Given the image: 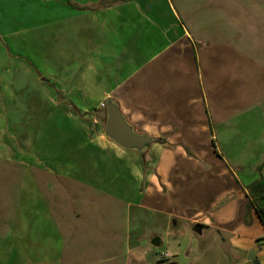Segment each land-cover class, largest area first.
<instances>
[{
  "label": "crops",
  "instance_id": "0c3cea01",
  "mask_svg": "<svg viewBox=\"0 0 264 264\" xmlns=\"http://www.w3.org/2000/svg\"><path fill=\"white\" fill-rule=\"evenodd\" d=\"M110 100L154 140L144 156L105 129L91 134L83 116ZM59 116L75 142L66 152L48 146L63 134L52 130ZM0 163L16 181L33 171L108 196L110 178L130 177L129 207L161 216L151 236L176 259L196 264L179 236L203 231L234 250L233 264H264V226L249 197L264 177V0H0ZM24 181L21 241L2 259L50 264L23 254L38 212L54 221Z\"/></svg>",
  "mask_w": 264,
  "mask_h": 264
},
{
  "label": "rangeland",
  "instance_id": "374dc122",
  "mask_svg": "<svg viewBox=\"0 0 264 264\" xmlns=\"http://www.w3.org/2000/svg\"><path fill=\"white\" fill-rule=\"evenodd\" d=\"M61 97L63 96L59 95V98ZM104 105L105 107L83 116L93 135L102 134L106 128L107 110L106 104ZM58 121L52 130L63 134L53 135L51 142H48L50 150L53 149L55 152L68 150L75 144L66 138L65 131L70 127L69 123L61 120L60 116ZM54 137H60L59 141ZM138 160L145 162L146 159L139 156ZM3 166L0 163V209H5L3 214L6 219L3 216L4 219H0V264H5L2 258L7 256L8 250L12 252L13 245L18 248L17 245L21 241L17 237L16 203L21 194L18 185L22 187L24 177L26 194L36 200L41 213L43 214L45 205L49 204L54 211L52 224L45 222L39 214L40 211L38 212L39 218L37 217L36 223L32 224L31 235L26 240L29 248L25 249L24 256L27 254V257L33 260L50 264L186 263L188 256L181 255L180 259L173 257L165 239L160 235L158 237L162 244L159 247L152 245V240L156 237H152L150 232L153 226L154 230L161 234V228H155V224L161 221V216L144 208L129 207L136 188L134 180L130 177H121L122 180L115 182V185L111 184V178L110 180L107 178L110 183L107 188L111 195L108 196L106 192L108 190L105 191L106 195H101L100 192L83 189L55 175L45 173L36 175L33 171L31 178L28 173L20 174L19 180L16 181L10 173L3 174L1 171ZM34 182L38 184V192L28 189L35 184ZM3 184H10V189L2 187ZM6 194L12 199L5 202L3 195ZM7 218L11 222L7 221ZM179 237L181 244L188 243L190 248H193L189 257L197 258L196 264L235 263L234 250L230 253L222 252L223 241L217 240L214 232L193 231ZM195 244L198 246L197 252L194 249ZM166 253L170 256L169 259L162 257Z\"/></svg>",
  "mask_w": 264,
  "mask_h": 264
},
{
  "label": "water",
  "instance_id": "95a60500",
  "mask_svg": "<svg viewBox=\"0 0 264 264\" xmlns=\"http://www.w3.org/2000/svg\"><path fill=\"white\" fill-rule=\"evenodd\" d=\"M107 124L105 136L126 150L135 151L144 156L148 148L154 143V140L148 136L136 134L133 127L127 122L121 114L117 104L110 100L106 105ZM154 247L161 245V239L156 237L152 240ZM253 261V260H250Z\"/></svg>",
  "mask_w": 264,
  "mask_h": 264
},
{
  "label": "trees",
  "instance_id": "16d2710c",
  "mask_svg": "<svg viewBox=\"0 0 264 264\" xmlns=\"http://www.w3.org/2000/svg\"><path fill=\"white\" fill-rule=\"evenodd\" d=\"M69 3L70 5H73L72 2L69 1ZM263 168H264V163L262 166L259 167L258 171L261 173ZM249 197L251 199V206L257 212L264 226V177L263 176H261L259 180L255 181L250 185Z\"/></svg>",
  "mask_w": 264,
  "mask_h": 264
},
{
  "label": "built area",
  "instance_id": "2783aa9c",
  "mask_svg": "<svg viewBox=\"0 0 264 264\" xmlns=\"http://www.w3.org/2000/svg\"><path fill=\"white\" fill-rule=\"evenodd\" d=\"M102 107H105V105L102 104ZM162 257L165 258V259H169L170 258V256L167 253L166 254H163Z\"/></svg>",
  "mask_w": 264,
  "mask_h": 264
}]
</instances>
